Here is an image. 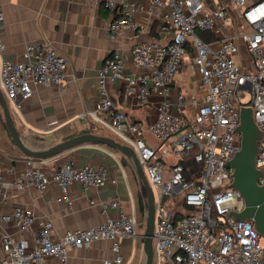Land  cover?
Masks as SVG:
<instances>
[{
  "label": "built area",
  "instance_id": "2783aa9c",
  "mask_svg": "<svg viewBox=\"0 0 264 264\" xmlns=\"http://www.w3.org/2000/svg\"><path fill=\"white\" fill-rule=\"evenodd\" d=\"M0 0V25L4 21ZM227 1V4L225 3ZM112 14L109 33L123 36L137 31V16L147 6L163 9V30L170 33L166 44L139 43L131 48L130 64L121 51L113 52L98 72L99 101L92 117L103 123L116 138L136 152L155 197L153 236L154 264H264V238L253 221H239L232 211L241 212L244 200L231 188L233 169L228 163L242 147L237 131L242 107H251L254 120L264 133V0H104ZM232 11L243 24L232 33L223 32L233 23ZM199 33L214 36L205 40ZM0 39V55L5 51ZM244 51L248 58L241 59ZM193 53V64L206 93L188 104L190 118L175 116L171 110V86L180 72L184 58ZM25 61L2 57L0 88L13 116L21 114V103L31 97L33 87L63 86L67 59L49 43L29 44ZM122 83V96L148 106L159 96L161 103L154 122L143 125L131 121L125 110L117 108L109 85ZM250 95L247 104L243 99ZM183 99L180 103H184ZM104 117V118H103ZM108 118V121L105 120ZM159 143L152 146L147 137ZM258 169L264 168V134L259 141ZM192 159L202 166L187 178L180 160ZM27 169L14 186L45 190L56 185L63 200L69 201V190L80 184L84 190L100 188L109 179L104 167L71 163L60 165L51 173L43 166L50 158L26 157ZM2 170L0 168V190ZM264 186V178L259 180ZM178 201V211L171 208ZM183 204L194 212L176 218ZM116 215L111 216L110 212ZM104 221L90 229L66 232L60 239L52 235L53 224L46 221L33 247L11 235L2 239L0 264H47L52 257L68 264L69 250L88 248L100 240L112 243L113 258L102 264H124L120 240L138 237L142 221L129 214L117 198L100 204ZM35 220L32 209L18 207L9 215H0V223H15L23 231ZM146 223V222H144Z\"/></svg>",
  "mask_w": 264,
  "mask_h": 264
},
{
  "label": "crops",
  "instance_id": "0c3cea01",
  "mask_svg": "<svg viewBox=\"0 0 264 264\" xmlns=\"http://www.w3.org/2000/svg\"><path fill=\"white\" fill-rule=\"evenodd\" d=\"M150 8L147 6L137 16V31H127L123 36L113 37L109 33L113 17L104 0L3 1L4 21L0 25V39L6 49L0 55V60L6 57L25 61L23 55L29 44L49 43L68 61L63 86H34L31 97L21 103V114L14 116L17 129L30 148L46 149L89 133L116 138L108 127L92 117L99 101L98 72L113 52L121 51L130 67L133 46L145 42L166 44L170 41V33L163 30L164 10L152 8L150 11ZM238 14L232 11L233 23L223 32L230 34L235 30V25L243 24ZM244 58L248 57L243 51L241 59ZM109 91L116 107L124 109L131 121L147 125L156 120L161 103L159 96L152 97L148 106L141 107L135 98H123L122 83L110 84ZM205 93L206 87L193 64V53H189L171 86L172 114L190 118L192 110L188 102L193 98L202 99ZM181 99L185 101L182 104ZM105 120L108 121V118L105 117ZM147 140L154 147L159 143L149 136ZM50 159L51 163L43 166L47 173L71 163L77 167H104L109 179L97 189L84 190L80 184L72 185L69 201L63 200L61 190L53 184L45 190L29 188L20 191L14 183L27 169V160L13 142L0 107V215H9L18 207L32 209L35 214L33 225L26 231L15 223H0V259L4 255V234L33 247L42 225L51 221L52 235L60 239L68 231L86 230L101 224L104 218L100 204L118 198L127 213L142 221L138 237H126L119 241L124 264H145L143 235L147 200L133 163L101 144H85ZM110 215L115 216L116 212L111 211ZM111 247V241L100 240L88 248L70 249L68 264H102L113 258ZM47 264H60V261L50 257Z\"/></svg>",
  "mask_w": 264,
  "mask_h": 264
},
{
  "label": "water",
  "instance_id": "95a60500",
  "mask_svg": "<svg viewBox=\"0 0 264 264\" xmlns=\"http://www.w3.org/2000/svg\"><path fill=\"white\" fill-rule=\"evenodd\" d=\"M0 107L13 142L28 158L35 160L47 159L85 144H101L110 147L133 163L138 178L142 182L147 200L145 232L143 235L145 264H154L155 197L134 149L121 143L116 138L94 133L78 135L46 149H32L25 143L18 131L14 116L1 88ZM237 131L242 135V147L228 163V167L233 169L230 187L239 191L244 200L245 208L241 212L232 211L231 216L239 221H253L257 232L264 238V186L259 184V180L264 178V168L258 169L256 164L257 155L260 152L259 141L264 133L258 128L251 107L241 108L240 124Z\"/></svg>",
  "mask_w": 264,
  "mask_h": 264
},
{
  "label": "trees",
  "instance_id": "16d2710c",
  "mask_svg": "<svg viewBox=\"0 0 264 264\" xmlns=\"http://www.w3.org/2000/svg\"><path fill=\"white\" fill-rule=\"evenodd\" d=\"M198 34L204 38L205 40H214V36L212 35H208V34H205V33H199ZM95 132V131H93ZM115 138V137H114ZM117 139V138H116ZM180 164H182L184 166V168L186 169V172H187V178H190V174L192 172H200L201 169H202V166L195 163L192 159H183V160H180ZM183 211L185 213H189V212H194V209L193 208H188L186 207L184 204H183ZM184 213H176V218H180Z\"/></svg>",
  "mask_w": 264,
  "mask_h": 264
},
{
  "label": "rangeland",
  "instance_id": "374dc122",
  "mask_svg": "<svg viewBox=\"0 0 264 264\" xmlns=\"http://www.w3.org/2000/svg\"><path fill=\"white\" fill-rule=\"evenodd\" d=\"M249 100H250V95H247L246 98L243 99V103H244V104H247V103L249 102ZM171 208H172L173 210H175V211H176V210L178 211V209L180 208L178 201H175V200L172 201V202H171ZM184 214H187V213L184 212Z\"/></svg>",
  "mask_w": 264,
  "mask_h": 264
}]
</instances>
